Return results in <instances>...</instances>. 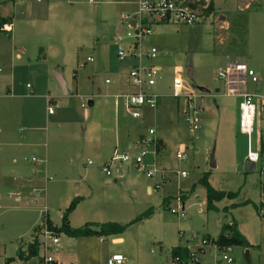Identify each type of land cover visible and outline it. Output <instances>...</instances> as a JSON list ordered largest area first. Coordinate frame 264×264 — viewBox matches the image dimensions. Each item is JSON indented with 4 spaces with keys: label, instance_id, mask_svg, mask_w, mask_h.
<instances>
[{
    "label": "rangeland",
    "instance_id": "obj_1",
    "mask_svg": "<svg viewBox=\"0 0 264 264\" xmlns=\"http://www.w3.org/2000/svg\"><path fill=\"white\" fill-rule=\"evenodd\" d=\"M92 1L0 0V19L9 15L15 23L8 33L0 26V91L7 85L12 93L10 104H0V131L6 137L0 142V153L9 148L7 143L17 145L34 135L47 151L46 164H38V171L32 172L41 178L38 184L33 177L32 189L25 182L30 176L20 178L18 165L0 154V187L9 185L15 192L0 191V241H8L7 257L16 256L15 246L21 242L20 249L25 247L27 253L37 234L34 227L47 218L60 225L62 213L77 198L69 216L74 227L90 221L128 224L149 208L154 216L128 226L123 234L126 249L114 246L110 237L73 238L56 233L60 242L52 245L49 254L63 257L67 264H107L108 255L116 251L131 252L128 264H173L169 252L174 243L205 249V254L196 256L198 264H264V217L258 211L264 192V121L258 111L250 150L261 157L255 170H246L249 137L239 127L241 98L224 95L225 85L219 78L228 59L244 63L259 78L258 83L248 84V90L264 94V0H213L212 11L194 25L154 24L144 46L157 49L153 63L161 71L153 90L161 99L156 109H140L139 118L124 108L123 98L115 107L110 96L134 90L127 66L133 60L118 58L115 36L116 31L126 29L120 25L121 14L133 6L127 0ZM58 71L66 82V93L55 77ZM176 80L182 82L180 94H196L192 105L202 107L196 131H191L182 115L183 99L172 96ZM47 95L53 97L51 114ZM89 100L95 101L94 109ZM164 107L169 113L162 112ZM88 111L106 119L123 113L134 124L128 144L120 143V154L139 155L143 145L138 136L149 137L150 128L158 129L167 142L155 156L158 170L154 175L147 176L132 160L121 164L123 175L116 166L106 175L84 134ZM182 143L183 158H177ZM27 153L22 168L31 175L36 165L31 158L36 153ZM150 154L144 158L147 162L153 159ZM182 172L186 175L181 176ZM205 174L215 189L236 196L216 202L217 210L206 209V190L200 183ZM48 176L52 180L46 181ZM182 207L184 219L171 212ZM233 222L254 246H234L227 254L233 260L228 262L221 259L215 244L202 242L215 239L222 225ZM43 253L41 245L39 256ZM39 256L27 264H43ZM4 263L0 256V264Z\"/></svg>",
    "mask_w": 264,
    "mask_h": 264
},
{
    "label": "built area",
    "instance_id": "obj_2",
    "mask_svg": "<svg viewBox=\"0 0 264 264\" xmlns=\"http://www.w3.org/2000/svg\"><path fill=\"white\" fill-rule=\"evenodd\" d=\"M23 1V0H17ZM41 1V0H37ZM92 3V0H89ZM211 2L213 0H136V7L133 11L122 13L120 18V25L126 27L116 35L117 44V56L123 61L127 58H138L139 63L132 66L129 70L128 80L130 86L134 87V90L128 93H119L114 96L115 105L120 104V100L124 99V105L127 111L133 118H139L142 116L140 109L148 107L149 109H156L159 105L161 95L153 91L154 86L157 84L158 78H160L161 68L153 63V59L157 56V49L151 47L146 49L144 46V40L152 34V26L157 23H177L185 25H194L200 18H205V15ZM214 3V2H213ZM198 12H203L199 15ZM1 30L5 32L12 31V25L10 23H4ZM146 59L147 62H143ZM88 61H93L92 57L87 58ZM1 71V68H0ZM219 78L224 82L226 96H235L241 98L240 101V115H239V127L241 133L249 137V146L247 159L255 163L261 157V154L256 151L250 150V136L254 131V125L256 122L258 111L264 121V94H257L248 90V84H256L259 81L258 75L253 68L247 67L244 63H232L228 64L224 71L219 73ZM109 82V80H107ZM182 82L176 80L173 83L174 92L172 96L174 98H182L185 102V107L181 110L189 128L191 131L199 129L200 118L198 113L202 111V107L193 106L194 98L197 96L192 92L187 95L180 94ZM48 103L51 97L46 96ZM257 100L258 102H255ZM53 108L48 105V113L51 114ZM149 137L145 135L139 139V143L143 145V149L137 156H130L128 153L120 154L114 152L109 161L103 165L102 171L106 175H111V167L116 166L118 169L121 164L132 160L136 166L146 171L147 176H153L158 170L156 167L155 156L158 152L159 138L154 128L149 129ZM262 144H264V128ZM180 150L177 152V158H183L184 144L180 145ZM152 152V154H150ZM152 156V161L147 162L144 158L148 155ZM32 160L35 163H40L36 157ZM91 163V160H89ZM261 172H264L262 170ZM186 172H182L181 176H185ZM52 179V177H50ZM259 214L264 217V192L263 198L260 202L258 209ZM171 212L178 217L185 218L184 208L172 209ZM182 234V232H181ZM39 244L42 245L44 253L41 255L43 258V264H52L53 261L57 263V259L53 254H49L52 251V245H58L60 240L58 235L50 229L48 219L40 224ZM51 241L52 243H49ZM203 244H208L207 239H203ZM233 246H225L224 249L219 250L221 259L232 261L233 258L227 254L232 252ZM198 250H191L190 257L191 262L196 263V256ZM127 258L120 253L113 254L108 260L107 264H126ZM173 264H182L180 256L173 258Z\"/></svg>",
    "mask_w": 264,
    "mask_h": 264
},
{
    "label": "crops",
    "instance_id": "obj_3",
    "mask_svg": "<svg viewBox=\"0 0 264 264\" xmlns=\"http://www.w3.org/2000/svg\"><path fill=\"white\" fill-rule=\"evenodd\" d=\"M135 1L136 0H127L125 1L127 4H131L133 6V10L135 9L136 7V4H135ZM23 2V1H22ZM133 10H129L127 12H130V11H133ZM4 18H9L7 20L8 23H10L13 27L14 26V21H13V18H11L9 15L8 16H3ZM2 18V17H1ZM6 22V23H7ZM12 27V31H13V28ZM123 30V29H122ZM11 31V32H12ZM120 31H116V35L119 33ZM8 33V32H7ZM115 35V36H116ZM20 54L19 53H16V57H19ZM88 58V57H87ZM129 59H132L133 61H131V64L127 65L128 68H131L132 66H134L135 64L139 63V59L138 58H133V57H130ZM146 60V59H145ZM143 59V62L145 63H149L147 62V60L145 61ZM230 65L232 63H234L233 61H231V59L227 61V64ZM155 64V63H154ZM156 65V64H155ZM158 66V65H157ZM160 67V66H158ZM2 69V67H0ZM119 78V75L117 76ZM108 80V79H107ZM106 80V82H107ZM120 81V80H119ZM110 83V82H109ZM66 84V82H65ZM117 84H119L117 82ZM67 89V88H66ZM154 91V90H153ZM64 93V92H63ZM66 93V92H65ZM116 94H119L118 92L117 93H114V94H111L110 93V96L113 98V96H115ZM160 94V93H159ZM49 96V95H47ZM12 97V93H11V89H9L7 87V85L3 88L2 87V91H0V104L3 105L2 103H9L10 104V98ZM51 97V96H50ZM53 101V97H51L50 99V102L48 103L47 101V98H46V103H47V109H48V105H51V102ZM115 98H114V105H115ZM179 102V101H178ZM184 102V100H183ZM98 104V103H97ZM122 103H120L119 105H121ZM89 105L92 107L91 109H94L95 108V101L94 100H89ZM178 109H180L179 107V103H177ZM185 102H184V108L185 107ZM115 107H117V105H115ZM167 107H169V105H167ZM125 108V106H124ZM162 109V108H161ZM160 109V110H161ZM183 109V108H182ZM169 110L168 108L164 107V109L162 110V112L164 113H169ZM48 111V110H47ZM163 115V113H162ZM161 117V116H160ZM87 122H86V127H85V136H88V139H89V147H92L95 151V155H96V159L100 160V162H102L104 165L109 161V159L111 158V156L113 155L114 152H119V146H120V143H122L123 145H127L130 138H131V135H132V132L134 131L135 127L133 126L134 124H131V121L128 119V117L125 115V114H121L119 113L118 115L115 114L113 119L110 118V119H106L103 114H97L96 112H89L87 113ZM145 118V114H143V117L142 119ZM155 121H157V118H155ZM156 134L158 136L159 139H162L163 141V144H164V147H166V138L164 137V135L161 134V132L156 129ZM142 136L144 135H139L137 140H139ZM6 137H2V133L0 131V142H3L5 140ZM6 144V143H5ZM183 144V143H182ZM8 145V149H3L4 152L3 153H0L1 154V157L2 159L4 158H12V162L14 164H17L18 167L16 168V173L19 174V177L20 178H23V177H26V176H30V177H27L29 178V180L25 181L27 182L28 184L31 185V189L33 188V182L34 180L36 179L37 183L39 184L41 182V178H38L36 176H33V170L34 172H37V168L40 167V165L38 164H46V150L44 151V149H42V144L40 143V140H39V136L37 135H34L32 140H29L27 142H18L17 145H14V143H7ZM181 145V144H180ZM14 146V148H13ZM12 148V149H11ZM7 150V151H6ZM29 150H31L32 152L36 153V155L32 156L37 158V160H40L41 162L40 163H35L36 165L33 166L32 170H31V175H29L30 173L28 171H26L25 169L22 168V161L25 160V155H27L29 152ZM126 153V152H125ZM23 156V157H22ZM31 158V160H32ZM1 159V158H0ZM34 161V160H33ZM0 165H3L1 162H0ZM120 170L122 171V174L123 175L125 173L124 169L120 166ZM118 172H119V169H118ZM2 175H6V173H2ZM8 175V174H7ZM120 175V174H119ZM120 175V176H121ZM33 177L35 179H33ZM51 176H48L46 177V181H50L52 179H50ZM31 180V181H30ZM33 181V182H32ZM2 189H5L9 195H12L14 194L15 192L12 191V187L9 186V185H4V186H1L0 187V191ZM263 191H264V187H263ZM19 193V192H18ZM17 193V194H18ZM25 195H26V192H25ZM36 195V194H35ZM185 195V199L188 198L186 194ZM1 196V195H0ZM5 196V195H4ZM30 197V196H29ZM19 196L16 198V200H19ZM64 213V212H63ZM62 213V214H63ZM154 216V212L153 214L148 218V219H144V221H149L151 220V218H153ZM48 219V218H47ZM71 217H70V224H71ZM50 220V219H48ZM51 221V220H50ZM52 222V221H51ZM91 222V221H90ZM53 223V222H52ZM87 223V222H86ZM85 224V223H84ZM229 224H232L234 225V222L233 223H229ZM40 226V224H37L36 226ZM53 225H56L58 226L57 224L53 223ZM72 225V224H71ZM36 226L34 227V232H35V228ZM74 227V225H72ZM238 226V225H237ZM238 229L247 237V239L249 240L251 246H254V244L251 242V239L248 237V235L245 233L244 229L242 228H239L238 226ZM34 234V233H33ZM124 233L120 234V235H116V236H110L111 238V241H112V244L115 246H123L124 249H126V238L123 236ZM103 239V238H102ZM206 239V238H204ZM6 242H8L7 240H4L3 242L0 241V256L1 257H4L5 259L6 258H9L7 257V244ZM211 242V241H210ZM209 242V243H210ZM213 244V243H212ZM20 245H23V243H18L16 246H15V252H16V256L13 257L14 260L11 262V264L15 263V262H18V261H22L21 259H19L17 257V250L20 248ZM177 246H186L191 250H193L191 248L190 245L187 244H178V243H174V245H171V249H170V252H169V258H171V250L172 248L174 247H177ZM22 250L25 249V247L21 248ZM61 250L64 251V246L61 247ZM199 252H201L202 254H205V249L203 248H199ZM60 253V252H59ZM116 253H120V254H123L126 258H127V263H130V254L131 252L129 251H116V252H113L112 254L108 255V259L113 255V254H116ZM57 259V263L56 264H67L64 260H63V257H56ZM32 259H30L29 261L25 262L26 264L29 263ZM173 263V259L171 261ZM41 263V262H40ZM198 264V262H196ZM5 264V263H4Z\"/></svg>",
    "mask_w": 264,
    "mask_h": 264
},
{
    "label": "trees",
    "instance_id": "obj_4",
    "mask_svg": "<svg viewBox=\"0 0 264 264\" xmlns=\"http://www.w3.org/2000/svg\"><path fill=\"white\" fill-rule=\"evenodd\" d=\"M212 5L213 2H211L206 14H209L212 11ZM9 18L2 17L0 19V26H2L4 23L7 22ZM3 27V26H2ZM75 76V74H74ZM159 145H158V152L162 151L164 149V144L162 139H159ZM200 183L203 185V187L206 190L205 194V201H206V209L208 210H217L215 203L221 201L222 199L226 197H234L237 193L235 192H227L222 190L215 189L212 184L209 181V175L205 174L201 180ZM185 199V198H184ZM78 199L75 198V200H72L70 205L67 207V209L62 214L61 224L56 226L53 225V223L48 220V224L50 229L54 231V233L57 234H65L69 237L73 238H80V237H112L116 235H120L124 233L128 226L140 222L144 219L149 218L153 214V208H149L144 213L140 214L138 217H136L132 222L128 224H121L119 222L111 221V222H87L82 226L79 227H73L70 224V214L73 212L77 205ZM167 199L165 200V202ZM40 231V226H36L35 233L36 237L34 239V242L30 243L27 246L28 252L26 253L22 249L17 250V257L21 259L22 261H29L34 256H39L40 252V244L38 242V232ZM208 242H212L215 244L219 250L224 249L225 246H241L245 248L251 247V244L247 237L238 229L237 223L234 222V225L226 223L222 225V228L218 234V236L215 239H212L210 237L206 238ZM210 240V241H209ZM175 256H180L182 264H189L191 261L190 257V249L186 246H177L172 248L171 250V258H174ZM40 262H43V258L39 256ZM14 260L13 257H9L5 259V264H11V262ZM197 262V261H196ZM52 264H56V262L53 261Z\"/></svg>",
    "mask_w": 264,
    "mask_h": 264
},
{
    "label": "water",
    "instance_id": "obj_5",
    "mask_svg": "<svg viewBox=\"0 0 264 264\" xmlns=\"http://www.w3.org/2000/svg\"><path fill=\"white\" fill-rule=\"evenodd\" d=\"M202 13L203 12H198L199 15H202ZM55 77H56V79L58 80V83L61 86L62 92H64V93L67 92L65 80L63 79L62 74L59 73V71H58V72H56ZM198 89L201 92H208V90L206 88H203V87H198ZM242 168H243V166H240V169H242ZM245 169L246 170H250V171L255 170V163L246 158V160H245ZM119 174L120 175L122 174V171L120 170V168H119Z\"/></svg>",
    "mask_w": 264,
    "mask_h": 264
},
{
    "label": "flooded vegetation",
    "instance_id": "obj_6",
    "mask_svg": "<svg viewBox=\"0 0 264 264\" xmlns=\"http://www.w3.org/2000/svg\"><path fill=\"white\" fill-rule=\"evenodd\" d=\"M214 7V4L212 5V8Z\"/></svg>",
    "mask_w": 264,
    "mask_h": 264
}]
</instances>
